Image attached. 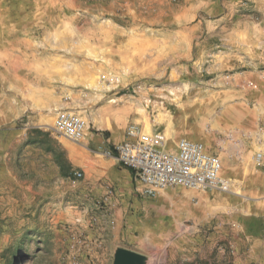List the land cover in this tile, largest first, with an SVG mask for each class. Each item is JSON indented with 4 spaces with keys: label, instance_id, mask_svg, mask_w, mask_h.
Listing matches in <instances>:
<instances>
[{
    "label": "rangeland",
    "instance_id": "rangeland-1",
    "mask_svg": "<svg viewBox=\"0 0 264 264\" xmlns=\"http://www.w3.org/2000/svg\"><path fill=\"white\" fill-rule=\"evenodd\" d=\"M65 112L86 122L80 141L56 129ZM28 122L51 133L40 140L51 166L25 143L11 148ZM131 124L159 148L188 139L217 153L229 183L212 192L217 205L190 215L173 204L184 189L170 190L145 214L133 186L98 179L91 157ZM0 135V264H106L72 251V238L108 234L122 216L133 249L146 250L144 219L171 264L188 253L195 264H239L241 203H264V157L254 161L264 156V0H0Z\"/></svg>",
    "mask_w": 264,
    "mask_h": 264
},
{
    "label": "crops",
    "instance_id": "crops-1",
    "mask_svg": "<svg viewBox=\"0 0 264 264\" xmlns=\"http://www.w3.org/2000/svg\"><path fill=\"white\" fill-rule=\"evenodd\" d=\"M23 129L24 130L22 131V133L18 131L17 134L12 135L13 138L11 140V148L14 149L16 147V144H19L21 142L25 143L23 145L24 151H27L29 155L33 156L42 153L45 158L47 157L49 165L51 166L52 157L50 150L46 149V147L44 146L45 144L40 147V142H42L40 140L43 139L44 141L45 138L50 140L51 133L47 132L46 129L41 127L40 125H36L35 122H28ZM36 134H40V138H37ZM1 138L2 136L0 135V151L3 145V140H1ZM172 146V150H174V147L176 148V140H173ZM207 149L211 152H214L209 148ZM69 150L71 151V159L76 162L75 164H79V161L75 160L74 157H72V149L70 148ZM91 159L98 167L97 171L94 173L95 176L98 179L105 181L108 187H114L116 191H124V193L128 192L132 186L134 187L136 195L142 197V202H135L136 204H138L137 208L140 209V211L145 212V214L148 213L149 209L153 211L156 208H158V214V212H160L159 209L162 208L158 205L160 203L161 197L167 196L173 199L174 192L170 190L177 191L184 189L183 191H181L182 196L180 197V199H183L182 205L186 206L187 209L184 207H178L177 203L180 199L174 201L173 204L175 208L180 209L185 213H189L190 215L204 216L211 210L212 207H215L217 205L211 202V197L213 194L212 192L220 191L215 189L199 191L179 186L164 189L154 197L147 196L140 191L141 187L138 186L134 178L133 171L120 163L117 159L106 156L91 157ZM32 164L34 166V162H32ZM192 198H198L199 201L194 204L192 203ZM122 202L126 203L124 199H122ZM256 208H259V211H256ZM128 220L129 219L125 218V216H122L120 219L117 218V220L115 221V228H110L113 231H108V234H99V237L95 235L96 233H88L87 235H85V237H82L81 235V240L87 239L92 243H81V245H78V247L75 248V251H82L81 255L90 254L91 256L103 257L106 264H114L117 251L119 249H126L141 255L143 257L142 264H171L172 260H169L168 258V251L159 249V241L162 239L159 238L156 230L153 229V226L148 227L149 223L144 219H141L139 223L140 225L146 226L147 228L145 230L143 228V233H139V236L143 241V246L146 250H136L131 248L129 245H125L124 242H122V240L124 239V236L122 235L128 228ZM234 225L237 228V263L264 264V203L258 205V207L257 205H249L245 204L244 202L241 203V215L240 217H238V220L234 222ZM98 241L99 243H97ZM176 252L178 253L179 251L177 250ZM180 254L178 255L179 258L181 256ZM182 257H184L186 260L184 259V262H181L180 260L178 262L175 261L176 264H185V261H188L187 264H190V262L191 264H195V254H183Z\"/></svg>",
    "mask_w": 264,
    "mask_h": 264
},
{
    "label": "built area",
    "instance_id": "built-area-1",
    "mask_svg": "<svg viewBox=\"0 0 264 264\" xmlns=\"http://www.w3.org/2000/svg\"><path fill=\"white\" fill-rule=\"evenodd\" d=\"M55 127L74 141H80L88 129L81 117L68 112L57 116ZM103 154L131 169L140 191L147 196L154 197L164 189L179 186L199 191L227 190L228 181L221 176L220 156L200 142L181 139L174 150L159 148L157 136L144 133L139 126L131 124L124 140ZM263 157L262 153H257L255 163L261 165ZM72 240L71 248L75 252L82 242L81 236L74 235Z\"/></svg>",
    "mask_w": 264,
    "mask_h": 264
},
{
    "label": "water",
    "instance_id": "water-1",
    "mask_svg": "<svg viewBox=\"0 0 264 264\" xmlns=\"http://www.w3.org/2000/svg\"><path fill=\"white\" fill-rule=\"evenodd\" d=\"M143 257L135 252L119 249L115 256L114 264H142Z\"/></svg>",
    "mask_w": 264,
    "mask_h": 264
},
{
    "label": "bare ground",
    "instance_id": "bare-ground-1",
    "mask_svg": "<svg viewBox=\"0 0 264 264\" xmlns=\"http://www.w3.org/2000/svg\"><path fill=\"white\" fill-rule=\"evenodd\" d=\"M190 139V138H189ZM252 158H253V156H250V157H247L246 156V158H244L243 159V161H244V164L245 165H248V167L250 168V169H252V167H253V165H252ZM245 169V168H244ZM222 171L223 170H221V176H222ZM246 172V171H245ZM223 177V176H222ZM223 179H225L224 177H223Z\"/></svg>",
    "mask_w": 264,
    "mask_h": 264
}]
</instances>
